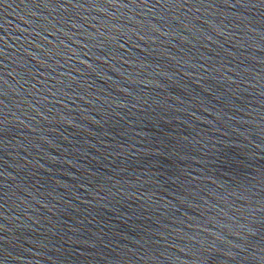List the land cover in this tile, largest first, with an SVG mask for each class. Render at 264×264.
Instances as JSON below:
<instances>
[{
    "label": "water",
    "instance_id": "95a60500",
    "mask_svg": "<svg viewBox=\"0 0 264 264\" xmlns=\"http://www.w3.org/2000/svg\"><path fill=\"white\" fill-rule=\"evenodd\" d=\"M0 264H264V0H0Z\"/></svg>",
    "mask_w": 264,
    "mask_h": 264
}]
</instances>
